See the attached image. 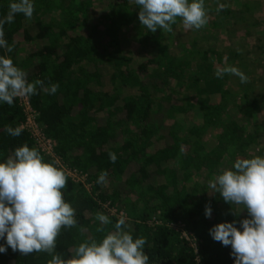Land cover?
<instances>
[{
	"label": "trees",
	"instance_id": "16d2710c",
	"mask_svg": "<svg viewBox=\"0 0 264 264\" xmlns=\"http://www.w3.org/2000/svg\"><path fill=\"white\" fill-rule=\"evenodd\" d=\"M11 2L14 0H0V17L7 14ZM218 3H205L213 18L201 30L222 29L230 35L236 32L235 25L243 24L244 35L238 44L234 41L242 53L232 47L224 54L197 38L190 47L171 53L168 38L173 33L149 31L139 21V6L129 0H108L102 14L94 13L91 0H34L33 15L40 17L33 21L37 29L34 34L22 14L4 26L5 39L15 47L11 53L0 49V55L26 71L29 82L42 79L46 84H59L55 95L40 91L29 97L30 104L44 134L56 141L55 155L67 167L86 172L90 182L87 188L68 177L62 189L65 201L76 209L78 221L77 228L62 229L57 238L55 251L62 259H70L74 248L86 239L99 241L104 234L96 231L100 222L95 214L103 212L114 224L117 218L107 211V207H114L126 213L134 239L147 238L144 252L149 264H193V248L172 227L180 222L195 236L203 264H234L231 246L214 241L209 229L243 219L247 210L239 216L231 214L234 206L225 203L219 193H211L208 182L231 168L237 158L264 156V126L256 120L264 110V71L257 74L258 57L264 54V32L253 46L259 53L247 48L252 45L248 42L252 36L249 30L264 26L251 14L256 8H264V3L241 0L239 6L231 8L224 2L226 9L217 14ZM180 22L177 18L173 30ZM122 25L133 26L137 48L154 43L157 55L134 66L133 57L122 47ZM36 39L41 46L27 50L29 42ZM19 52L24 56L19 57ZM211 55L219 67L240 69L248 82L241 84L234 75L217 79ZM104 63L111 67L108 76L99 71ZM149 65H153L151 69ZM185 76L189 79L187 87L202 95H197L193 104L182 94V104L170 103L164 112L173 119L175 112L184 115L193 108L200 112L201 121L188 127L174 121L163 135L152 120L156 105L161 103L155 93L170 87V80L182 83ZM230 77L234 84L228 86ZM133 89L137 93L132 94ZM209 91L218 93L217 102H210ZM23 119L16 98L11 106L0 103V162L25 143L39 149L26 130L18 137L7 133V127L16 128ZM179 127L181 135L176 131ZM209 129H219L213 141L208 139ZM110 151L118 157L114 164L109 161ZM41 154L45 162H54L49 155ZM103 171L107 172L106 187L97 183ZM209 203L211 218L205 216ZM79 226L84 227L83 234ZM236 226L239 228V224ZM107 230H113L112 225ZM4 243L0 239V244ZM49 259L47 253L21 255L10 247L6 254L0 253V264H47Z\"/></svg>",
	"mask_w": 264,
	"mask_h": 264
},
{
	"label": "clouds",
	"instance_id": "9594fccd",
	"mask_svg": "<svg viewBox=\"0 0 264 264\" xmlns=\"http://www.w3.org/2000/svg\"><path fill=\"white\" fill-rule=\"evenodd\" d=\"M139 6L141 24L155 33L157 29L173 33L177 18L185 30H201L208 22L205 0H134ZM227 5L218 3L217 14ZM35 11L34 0H14L8 5L7 14L0 17V49L7 53L14 50L5 39L4 26L12 24L18 14L31 19ZM242 53V49H237ZM217 79L234 75L241 84L248 77L234 66L217 67ZM58 83H45L42 79L29 82L28 73L14 65L13 60L0 55V103L11 106L15 98L31 97L40 91L55 95ZM9 135H21L22 126L6 128ZM109 161L115 163L117 154L109 152ZM107 172L100 173L98 184L106 183ZM68 175L56 162H45L40 150L26 143L0 162V253L8 247L21 255L47 253V264H149L144 248L148 240L144 236L134 239L131 225L124 213L113 224L108 215L97 212L96 228L104 235L98 241L86 239L72 251L70 259H62L55 251L57 238L62 229L78 227L76 209L65 201L62 189L66 188ZM211 193H219L225 203L233 205L231 214L239 216L244 209L247 217L231 222L218 223L209 229V234L223 246H231L230 255L234 264H264V156L237 158L231 168L222 170L209 182ZM240 207L239 212L235 211ZM211 204L205 205V216L211 218ZM239 224V228L236 226ZM112 225L111 231L107 227ZM83 234L85 229L79 226Z\"/></svg>",
	"mask_w": 264,
	"mask_h": 264
},
{
	"label": "rangeland",
	"instance_id": "374dc122",
	"mask_svg": "<svg viewBox=\"0 0 264 264\" xmlns=\"http://www.w3.org/2000/svg\"><path fill=\"white\" fill-rule=\"evenodd\" d=\"M129 1L130 3H132V5L134 4V0H129ZM212 1L213 0H206L205 3L206 5L207 4L210 5L212 4ZM223 1L231 8H235L236 6H239L241 3V0H218V2L224 4ZM261 1L264 3V0H261ZM91 2L94 6V13L102 14L108 7V0H91ZM207 13H208L209 20H211L213 18L212 12H209V10H207ZM254 15L257 17L256 19H259L260 22H264V8L262 9L256 8L255 12L253 11V13L251 14V17L253 20L255 18ZM36 19L39 20L40 17H38L37 15H33V17L30 20L26 19L24 21L26 25L30 26L31 32L33 34L35 33V31H37L35 26L32 25L33 21H35ZM229 25H231V23ZM232 25H234V23ZM238 25L240 27H238ZM242 25L243 24L235 25L234 27L237 28L236 32L235 33L230 32V35H228L222 29L221 30L213 29V28L210 29L209 27L205 30L204 29L203 30H185L182 22H180L174 27L173 37L168 38L169 39L168 47H169V50L172 51L171 53L173 52L177 53L178 49H181L183 46L184 48L190 47L193 40L197 38V40L200 43L207 44V45L208 44L213 45L217 50L221 51L224 54H227L230 51V49H232V47L239 49V47L234 44V41H236V43L238 44L240 42L239 41L240 37L244 35ZM131 28H133V26H124V25L121 26L120 28L121 36H122L121 41L123 44L122 47L126 50L125 52L133 57L132 64L135 66V64L142 63L146 59L155 57L158 53V50H157V45L154 43H151V45H149L146 48H142V49L137 48V45L134 39V31ZM263 28L264 26L261 24L260 26H254L249 30V33L252 36L249 38L248 42L252 45H249V46L247 45L248 46L247 48L252 49L250 52L259 53L258 49L254 48L255 47L254 43L255 41L259 40L260 38L259 35L263 34L264 32ZM40 46H41V41L36 39L34 41L29 42L27 46V50L37 49ZM131 51H133L135 54H131L130 53ZM22 53L19 54L21 57L24 56ZM210 57H211L213 68L215 69L219 67L220 65H218V63L216 62L214 55L213 56L211 55ZM258 58L259 60L257 63H260V66H258L259 69L257 70V74L262 75V72L264 71V54L260 55V57ZM152 66L153 65H149L148 66L149 69H151ZM99 68H100L99 71H101V73L104 74V76L109 75V72L111 70L110 65L104 63L103 65H100ZM190 69H186V70L189 72ZM188 80L189 79H187L186 76L183 78L182 83H175V81L170 80V83H171L170 87L173 88L172 90H170L169 85H167L166 88L163 89V90L166 89L165 91L163 92L160 91V92L155 93L158 100L161 103L159 105L157 104L158 106L156 105V110H155L156 114L152 117V120H154V122L158 124L159 132L162 133L163 135H167V131L170 128H172L171 124L174 121H176L175 124L177 123H181L180 125L185 124L186 127L192 124V122L200 123L201 121V116L199 114L200 112H198V110H195L193 108L188 109V111L184 115L175 112L173 114V119H169V116H166L164 112L170 103H172L175 106L181 105L182 101H181L180 96L182 94L188 96L189 101L193 104L197 101V95H202V94L196 95L197 93L196 90H193L187 87ZM233 84H234L233 78L230 77V79L228 80V86H231ZM173 90L174 92L172 94L170 93L171 94L170 98L166 99L165 96H167L169 92ZM130 91L132 92V94L137 93L135 89L130 90ZM208 95H209L208 97L210 99V102H217L219 100V95L216 92L209 91ZM157 98L155 97V101H157ZM256 120L259 123L261 122L262 125L264 126V110H262V112L257 115ZM180 129L181 127L176 129L178 134H179ZM218 132H219V129H215V130L209 129L207 132L209 141H213V139L215 138V135ZM168 140L171 142L170 138H168ZM104 185L106 187L108 184L104 183Z\"/></svg>",
	"mask_w": 264,
	"mask_h": 264
},
{
	"label": "built area",
	"instance_id": "2783aa9c",
	"mask_svg": "<svg viewBox=\"0 0 264 264\" xmlns=\"http://www.w3.org/2000/svg\"><path fill=\"white\" fill-rule=\"evenodd\" d=\"M16 100L24 114V119L20 126H22V129L26 130L30 134V137L34 140L36 146L40 149V151L52 157L54 159V162H56V164L60 168L66 171V174L72 181L83 183L85 187L89 188L90 182L87 181L88 175L86 172L67 167L61 161V159L55 155L54 147L56 146V141L44 134V131L37 122V112L30 104L29 97L16 98ZM107 211L110 215H115L116 218H118L119 214L121 213H124L126 215L123 210H116L114 207H107ZM172 227L179 233L180 238H183L193 248V264H203L198 256L196 238L193 233L187 230L184 224L181 222L172 225Z\"/></svg>",
	"mask_w": 264,
	"mask_h": 264
},
{
	"label": "crops",
	"instance_id": "0c3cea01",
	"mask_svg": "<svg viewBox=\"0 0 264 264\" xmlns=\"http://www.w3.org/2000/svg\"><path fill=\"white\" fill-rule=\"evenodd\" d=\"M31 50H35V49H31ZM19 54H20V52H19ZM23 54V53H22ZM19 57H21L20 55H19Z\"/></svg>",
	"mask_w": 264,
	"mask_h": 264
}]
</instances>
